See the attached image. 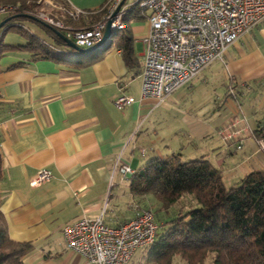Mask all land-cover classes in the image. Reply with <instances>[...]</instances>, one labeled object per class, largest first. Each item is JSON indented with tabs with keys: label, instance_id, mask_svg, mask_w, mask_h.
Wrapping results in <instances>:
<instances>
[{
	"label": "crops",
	"instance_id": "crops-1",
	"mask_svg": "<svg viewBox=\"0 0 264 264\" xmlns=\"http://www.w3.org/2000/svg\"><path fill=\"white\" fill-rule=\"evenodd\" d=\"M61 1L67 11L85 12L107 2ZM39 2V12L68 23L67 11L52 0ZM134 12L142 17L123 21L132 42L131 64L117 42L122 32L95 47L101 50L88 61L54 44L33 21L19 23L50 44L55 57L33 58L18 30H0V210L9 238L32 245L23 264H91L65 247L64 224L101 217L115 226L131 219L136 206L159 207L152 195L132 193L131 175L118 170L122 163L135 172L149 159L172 154L180 160L205 159L226 185L264 170V150L254 132L264 123V20L160 102L141 97V39L149 26L143 13ZM0 14L1 22L10 13ZM26 22L36 24L40 33ZM120 95L134 101L117 107L114 100ZM235 122L241 130L228 139V131L220 129ZM41 168L49 169L51 177L30 186ZM161 215L158 224L166 217L164 211ZM140 248L125 264L133 262L137 250L148 262Z\"/></svg>",
	"mask_w": 264,
	"mask_h": 264
},
{
	"label": "trees",
	"instance_id": "trees-1",
	"mask_svg": "<svg viewBox=\"0 0 264 264\" xmlns=\"http://www.w3.org/2000/svg\"><path fill=\"white\" fill-rule=\"evenodd\" d=\"M35 0H0L13 11L5 23V30H18L25 38L24 47L33 58L55 57L50 44L34 33H28L20 20L35 22L54 44L67 47L64 41L44 21L36 18L31 9ZM129 10L123 21L141 18ZM138 11V10H137ZM107 13L106 4L97 10L86 11L76 19H68L74 29L91 27ZM30 14L32 19L23 17ZM130 14V15H129ZM97 18V19H96ZM96 21H93L95 20ZM58 29V28H57ZM4 30V31H5ZM65 35L64 29H58ZM117 42L128 64L133 62L129 31L125 26ZM97 48L76 53L95 60ZM2 52L0 48V53ZM87 54V55H85ZM81 59L78 63H83ZM256 137H264V123L255 129ZM1 156H0V179ZM130 189L133 194H150L158 203L151 209L161 221V211L166 217L158 225L155 240L148 245L147 259L155 264H176L179 256L187 264H204L209 257L211 264H264V170L248 172L239 182L226 187L220 171L205 159L182 161L178 154L168 158H152L131 174ZM189 194L196 205L189 209L168 213V208L178 202L182 195ZM32 249L30 242L9 238L5 219L0 210V264H23V257Z\"/></svg>",
	"mask_w": 264,
	"mask_h": 264
},
{
	"label": "built area",
	"instance_id": "built-area-1",
	"mask_svg": "<svg viewBox=\"0 0 264 264\" xmlns=\"http://www.w3.org/2000/svg\"><path fill=\"white\" fill-rule=\"evenodd\" d=\"M120 1L107 0L106 15L88 28L74 29L44 12H39L37 18L64 29L67 38L87 48L99 42L106 19ZM5 8L0 7V12ZM133 8L144 14L149 26L141 39V97H154L160 102L220 59L228 45L264 20V0H124L112 20L113 33L125 27L123 17ZM67 13L76 19L86 12L77 9ZM133 101L132 96L120 95L114 105L122 107ZM223 130L231 139L241 129L235 122ZM256 142L264 150V137L256 138ZM236 147L240 148L241 142ZM118 170L123 175L133 173L126 163ZM50 177L51 171L41 168L29 184L38 186ZM158 225L152 211L136 206L131 219L124 223L111 226L101 217H80L63 225L62 236L65 247L83 256L87 263L125 264L137 248L154 242Z\"/></svg>",
	"mask_w": 264,
	"mask_h": 264
},
{
	"label": "rangeland",
	"instance_id": "rangeland-1",
	"mask_svg": "<svg viewBox=\"0 0 264 264\" xmlns=\"http://www.w3.org/2000/svg\"><path fill=\"white\" fill-rule=\"evenodd\" d=\"M40 0H35L34 3H35V8L34 9H31V12H33L34 16H37L38 12L41 11L43 9L42 7V2H39ZM129 2L132 1V0H128ZM52 4L55 5L57 8L60 9V11L62 12H65L67 11V8H65L64 6V3H62L61 0H52ZM2 6H5V5H0V7ZM5 10L2 11V12H5V11H9L12 12L13 10L9 7V6H5ZM3 16V14H0V17ZM51 17V16H50ZM37 18V17H36ZM53 20H57L55 19L54 17H52ZM59 21V20H57ZM62 22V21H61ZM26 24L30 27V29L36 33H40L39 32V28L36 26V24H33V23H30V22H26ZM50 25V24H49ZM52 27L56 28L55 26L51 25ZM59 29V28H58ZM57 29V30H58ZM121 30L117 31V33H115L116 36H118L120 34ZM69 49V48H68ZM69 53H71V51H67ZM140 60V59H139ZM229 100V98H228ZM185 160V159H182V161ZM223 181V180H222ZM224 182V181H223ZM239 182V180L237 181ZM236 182V183H237ZM234 183V184H236ZM232 184L231 183H228L227 185L225 184L226 187H229L231 186ZM196 205L195 201L192 199V197L189 195V194H184L181 196L180 200L178 202H176L174 205L170 206L167 210H168V213L171 215V214H174L176 213L177 211H181V210H185V209H189L191 207H194ZM153 210V209H152ZM154 215H155V212H154ZM156 219H158L157 217L158 216H155ZM144 249L146 252H148V246H145V247H141L139 250L141 249ZM136 258H134L133 262L131 264H155L153 262H150L148 260V262L146 260H143L140 256V254H138V250L136 252V255H135ZM173 261L176 263V264H187L184 260H182L179 256H174L173 258ZM204 264H211V260L210 258L208 257Z\"/></svg>",
	"mask_w": 264,
	"mask_h": 264
},
{
	"label": "water",
	"instance_id": "water-1",
	"mask_svg": "<svg viewBox=\"0 0 264 264\" xmlns=\"http://www.w3.org/2000/svg\"><path fill=\"white\" fill-rule=\"evenodd\" d=\"M124 0H121L120 3L116 6V8L113 10V12L109 15V17L106 19V22H105V26H104V29H103V33H102V36L99 40V42L96 44V45H92L90 47H87V48H82L78 45H76L72 40H70L69 38H67L64 34H62L59 30H57L56 28L52 27L51 25L47 24V23H44V25L50 29H52L63 41L64 43L66 44V46L74 49L76 52H88V51H91L93 50L95 47L101 45V44H104L106 42V40H108V38L114 34L113 33V28L111 26V23H112V20L114 18V16L116 15L118 9L120 8V6L123 4ZM25 17H30V18H35L29 14H23ZM11 17L8 16L6 17L4 20H2L0 22V30H3V28L5 27V23L10 20Z\"/></svg>",
	"mask_w": 264,
	"mask_h": 264
}]
</instances>
